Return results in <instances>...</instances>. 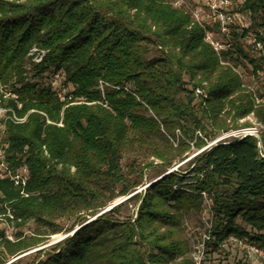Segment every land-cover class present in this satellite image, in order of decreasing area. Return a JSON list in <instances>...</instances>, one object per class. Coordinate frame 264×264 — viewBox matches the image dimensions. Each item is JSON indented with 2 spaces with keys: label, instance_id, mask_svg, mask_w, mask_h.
<instances>
[{
  "label": "trees",
  "instance_id": "1",
  "mask_svg": "<svg viewBox=\"0 0 264 264\" xmlns=\"http://www.w3.org/2000/svg\"><path fill=\"white\" fill-rule=\"evenodd\" d=\"M239 12L250 28L232 29L218 54L205 42L213 29L175 0H0V161L28 176L23 188L0 178V264L62 233L61 220L79 228L30 264H197L183 227L202 215L203 193L213 254L230 237L264 248V159L254 137L204 150L179 167L192 168L187 177L171 172L101 214L142 185L145 169L162 176L188 159L192 142L200 150L251 128L239 124L250 116L264 127V93L240 73L258 78L264 69L245 41L252 33L264 46V0ZM55 76L68 87L62 98ZM260 139L264 146L262 130ZM129 155L142 158L131 178L122 170ZM131 204L136 218L118 220ZM30 222L46 231L9 239L6 227Z\"/></svg>",
  "mask_w": 264,
  "mask_h": 264
},
{
  "label": "rangeland",
  "instance_id": "2",
  "mask_svg": "<svg viewBox=\"0 0 264 264\" xmlns=\"http://www.w3.org/2000/svg\"><path fill=\"white\" fill-rule=\"evenodd\" d=\"M187 3V8H191L193 10L194 8L198 6L204 5V0H185ZM198 4V5H197ZM40 60L37 62L39 63ZM240 73L242 74L244 80L246 81L247 86L252 90L253 92H259L261 95L264 93V69L262 73L259 74L258 78H255L251 74V70L248 69L247 73H243L242 70H240ZM33 76V77H32ZM30 78H32L33 81L35 82H42V78L38 76H34V72L31 74ZM52 87L55 89L57 94L62 98L63 94L65 92H68V87H66L63 83V81L58 78V76H55L52 81H51ZM65 86V87H64ZM245 122H248L250 126L253 128H258L262 129L264 131V127H261L259 124H257L256 120L250 116L245 120L239 121V124L242 125ZM2 132H3V127L1 126L0 122V149H2ZM177 138L182 140L180 133H176ZM220 137V136H219ZM218 139V138H217ZM258 143V139L255 138ZM215 141V140H214ZM214 141L210 142L206 147L200 150H195L193 148V145L195 142L191 143V149L186 153V159L184 162L181 164H176L173 167L169 168L162 176H159L158 170L160 169H145L143 172V179H142V185L137 188V190L126 197H121L116 199L108 208H106L101 214L108 212L115 206L120 205L124 201L128 200L130 197L133 195L140 193V195H145L146 190L151 187L153 184H155L157 181H159L162 177L165 175L171 173V172H180L186 170L187 166H183L181 169L179 168L186 162L190 161L191 159L193 160L195 157H197L200 153H202L204 150L209 149L211 146V143ZM188 143L189 141L186 140ZM190 144V143H189ZM188 144V145H189ZM190 146V145H189ZM176 147V146H174ZM142 157V156H141ZM136 161V165L132 166L133 160ZM153 160V159H151ZM142 158L137 159L133 158V155H129L127 158H125L122 162V167H123V172L126 174L128 178H131L132 175L137 172L140 173L142 171ZM195 164L192 165L194 167ZM192 168H190L187 171L182 172V176L187 177L189 172L191 171ZM203 199H204V211L202 215H190L187 216L185 219L184 223V237L188 242L189 246V256L197 263V264H264V259L257 253H253L251 251V247L257 248L259 251L264 252V248H260L257 245H253L252 242L249 240H245L242 238L238 237H230L225 242L222 244V251L219 253H212V236L211 232L213 231V219L210 213V208H211V201L209 199V196L205 193L202 194ZM139 208V204H131L129 208H123L119 214L116 215V218L118 220H127L133 217V219L136 218V214ZM99 214V215H101ZM98 215V216H99ZM95 218H91L90 221L94 220ZM73 221L71 222H65V220L58 221V224L60 225L61 228H63V232L59 233L54 236H50L49 240L43 245L40 246L36 249H33L26 254H23L22 256H19L17 258L11 259L8 261L7 264H11L13 262L17 263L18 259H20L19 264H30L34 262L36 259H38V256H36V253L39 251H42L40 255V259L44 257V254L46 252H50L51 249L59 244L60 242L64 241L67 239L69 236H72L74 231H76L79 226H75L73 228L72 232H69L68 228L72 225ZM6 224L4 223L1 225V228H4ZM8 231V236L10 240H14V235L17 233H22L26 237H30L38 230H42V232H45V229H39V227L34 223L30 222L26 224L23 227L17 228L16 226L9 225V227H6ZM209 252V253H208ZM211 255V257H207Z\"/></svg>",
  "mask_w": 264,
  "mask_h": 264
},
{
  "label": "built area",
  "instance_id": "3",
  "mask_svg": "<svg viewBox=\"0 0 264 264\" xmlns=\"http://www.w3.org/2000/svg\"><path fill=\"white\" fill-rule=\"evenodd\" d=\"M246 1L247 0H204V5L198 6L193 10L189 8L194 20L199 25L205 29H213L212 31L206 29L205 42L209 44L216 51V53L220 54L228 47L225 41H230L232 29L243 31L244 29L250 28V24L247 19L239 12L240 7ZM186 5L187 3L185 0H175V6L179 8H187ZM224 38H226L225 41ZM245 41L248 45L253 47L255 52L264 56L263 43L256 35L250 33V35L246 36ZM32 52L35 53L37 50L33 49ZM39 60L40 59H35L36 62ZM195 96L207 98L203 90L200 88L195 90ZM5 114L6 110L0 107V117L5 116ZM260 130L262 129L251 127L231 131L221 135L218 139H215V141L211 143V146L213 147L219 143H225L233 140L240 142L246 137H254L258 139L257 145L259 154L260 157L264 159V146L262 145L260 139ZM0 156H2L1 149ZM0 178H9L17 187L22 188L25 187L28 180L27 171L25 169L18 171L16 174L12 173L4 161H0ZM250 249L253 253H258L264 259V252L259 251L255 247H251Z\"/></svg>",
  "mask_w": 264,
  "mask_h": 264
}]
</instances>
